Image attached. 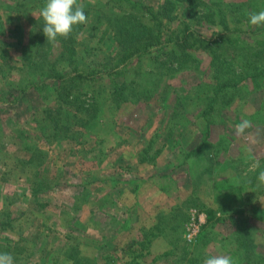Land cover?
<instances>
[{"label":"rangeland","instance_id":"374dc122","mask_svg":"<svg viewBox=\"0 0 264 264\" xmlns=\"http://www.w3.org/2000/svg\"><path fill=\"white\" fill-rule=\"evenodd\" d=\"M77 1L99 3L105 22L114 8L126 16L138 12L124 1ZM132 1L140 8L164 2ZM202 1L214 15L204 18L210 10L201 9L193 26L201 44L189 53L198 67L164 78L153 90L160 64H169L170 57L160 47L147 58L138 52L120 65L122 79L105 77L102 83L105 90L116 83L128 92L137 88L147 98L117 110L108 103V92L100 97L99 86L77 90L84 100L97 102L111 130L92 134L70 127L71 138L56 139L38 126L65 88L52 82L48 89L33 87L37 76L22 60L15 31L24 29L27 44L41 9L29 0H0V253L10 254L14 264H203L214 255L230 256L233 264H264V185L257 179L264 170V76L254 80L257 89L263 87L259 94L245 84L222 96L203 148L204 122L197 118L201 104L195 100L200 84L215 82L210 65L215 41L230 29L240 30L242 14L264 10V0ZM177 3L170 13L174 20L164 26L169 33L190 21L188 0ZM96 27L93 52L114 55L118 47L111 31ZM60 52L55 44L51 59L58 60ZM235 67L236 82L257 73L252 68L245 73L240 62ZM250 92L255 95L246 97ZM228 94L233 104H226ZM242 119L252 127L239 136L235 125ZM150 143L151 155L157 149L162 154L142 164L137 154ZM256 162L259 168H253ZM237 208L244 214L236 215Z\"/></svg>","mask_w":264,"mask_h":264},{"label":"trees","instance_id":"16d2710c","mask_svg":"<svg viewBox=\"0 0 264 264\" xmlns=\"http://www.w3.org/2000/svg\"><path fill=\"white\" fill-rule=\"evenodd\" d=\"M116 1L127 2L134 10L137 8L138 12L136 14L130 13L126 16L115 13L116 9L114 8L111 9L112 14L110 13L109 19L107 18L108 20L105 22V19H103L106 17L103 12L104 8L99 3L93 4L90 1H81L88 23L74 26L71 34L66 39L58 37L55 42H47V38L42 31L44 22L40 16L33 22L27 44L22 41L24 29L20 26L15 28L20 38L19 45L21 46L22 60L37 76L38 83L33 87L37 91L42 88L48 89L50 82H52L58 83L65 88L64 92L57 91V97L55 98L57 107L55 110L49 112L39 122L38 129L40 132L49 135L52 133V136L56 139H68L71 138L68 133L71 131L70 127L80 129L83 132L86 130L92 134L100 130L110 131V128L106 129V124L100 115L101 110L97 102L94 99L89 102L84 100L85 95L77 90L92 89L97 85L99 87L96 88V91H99V93H96L103 97L108 92L106 99L112 105L111 108L114 106L117 110L123 108L129 101L135 100L139 102L144 97L147 98L137 88L128 92L125 86L117 85L116 83L113 89L108 88L105 90L104 83H102L105 77L113 81L122 79L125 73L119 68L120 65L125 61H128V63L129 61L132 62L135 57H138V52H143L146 55L150 54L152 49L160 47L170 57L171 61L169 64H160V72L155 74L156 77L153 78L156 82V85L152 87L153 90H156L154 87L157 88V84L164 78H175L174 73L190 70V65L198 67L199 63L189 53L194 47H197L195 50H198V46L201 44V39L197 38L198 34L193 26L195 25V20L201 18L199 16L201 9L208 8L210 10L209 13L203 14L206 15L204 18H208L210 16L213 17L214 14L211 12L213 8L209 9V5L202 0H197V2L188 0L190 7V13H188L189 23L181 25L177 32L172 31L169 33L167 29H164L165 23L166 21L171 23L174 20L171 18L172 15L170 13L178 7L177 2H183L184 0H164L163 4L157 8L141 5L142 9L139 7V3H135L132 0ZM32 2H34L35 8L38 6L40 9L45 4V0H29V6ZM252 12L257 11L253 10L249 13ZM138 14H140L139 17L137 16ZM241 18L238 19V23L242 25L240 30L230 29L229 33L224 35L225 37L223 36L220 42L215 41V47L212 50L216 48V52L214 51L215 55L210 62V65L216 69L215 82H203L195 95V100L201 104L197 118L204 122L202 148L210 138L212 118L219 112L218 108L222 96L226 97L227 95L225 94L227 92L234 91L236 88L241 87L242 89L245 84L254 85V80H261L264 76V26H252L249 23L248 15L242 14ZM98 25H105L107 26L105 31H111L118 47L114 55L109 54L101 57L96 51L93 52L96 48L93 41L95 32L98 30L96 26ZM104 35L101 39L104 38ZM55 44L60 45L61 52L59 59L53 61L50 52ZM87 56H91L89 62L86 61ZM139 56L142 57L141 54ZM145 58H147V55ZM115 61L118 65H114ZM238 62L242 64V69L246 71L245 73L250 68L254 69V73H257L250 78L236 82L238 69L235 64ZM242 76L243 73L240 74V77ZM240 77L238 76V78ZM99 81L101 84L98 83ZM262 88V85H259L258 89L254 85L252 91H256L255 93L257 94L258 92L259 94ZM150 92L146 91V93ZM254 92L247 93L246 97L255 95ZM228 96L226 104H233L235 98L230 94ZM175 100H179L177 94H175ZM116 128L114 126V129ZM64 129H66L65 133H63ZM151 148L150 143L148 147L142 150L140 163H154L161 156L162 149H157L151 155ZM198 151H201V148L197 149ZM28 163L30 164V161ZM35 192L38 191L36 190ZM235 214L243 215L244 210L237 208ZM212 215L213 213L208 211V223L212 222ZM233 224L239 225L240 222L233 221ZM176 227L175 225L174 228ZM249 259L250 255H246L245 260Z\"/></svg>","mask_w":264,"mask_h":264},{"label":"clouds","instance_id":"9594fccd","mask_svg":"<svg viewBox=\"0 0 264 264\" xmlns=\"http://www.w3.org/2000/svg\"><path fill=\"white\" fill-rule=\"evenodd\" d=\"M248 16L252 26H264V10L249 13ZM40 17L44 22L42 31L47 42H55L58 37L66 39L74 26L87 22L84 8L77 0H45ZM251 127L250 120L242 119L235 125V133L242 136ZM253 168H259V163L253 164ZM257 179L259 185H264V170L259 171ZM0 264H14V259L8 253H0ZM203 264H233V259L227 255H214L205 258Z\"/></svg>","mask_w":264,"mask_h":264},{"label":"crops","instance_id":"0c3cea01","mask_svg":"<svg viewBox=\"0 0 264 264\" xmlns=\"http://www.w3.org/2000/svg\"><path fill=\"white\" fill-rule=\"evenodd\" d=\"M202 140H203V138H202ZM125 144V143H124ZM146 148V147H145ZM144 149V147L143 148H141V151L137 154V158H138V156H139V162H140V153L142 152V150ZM156 193H159L158 191H156ZM129 195H131V194H127L126 195V197H124V199H126V198H128L127 196H129ZM124 199H122L121 201H124ZM42 248H44V246L42 245ZM45 253V252H44ZM33 255H34V253H33ZM34 257V256H33Z\"/></svg>","mask_w":264,"mask_h":264},{"label":"built area","instance_id":"2783aa9c","mask_svg":"<svg viewBox=\"0 0 264 264\" xmlns=\"http://www.w3.org/2000/svg\"><path fill=\"white\" fill-rule=\"evenodd\" d=\"M194 226V224L192 225V227ZM190 235H192V234H190Z\"/></svg>","mask_w":264,"mask_h":264}]
</instances>
